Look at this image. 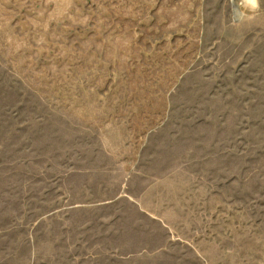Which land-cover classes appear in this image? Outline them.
I'll return each mask as SVG.
<instances>
[{
	"label": "rangeland",
	"instance_id": "1",
	"mask_svg": "<svg viewBox=\"0 0 264 264\" xmlns=\"http://www.w3.org/2000/svg\"><path fill=\"white\" fill-rule=\"evenodd\" d=\"M0 0V264H264V0Z\"/></svg>",
	"mask_w": 264,
	"mask_h": 264
},
{
	"label": "bare ground",
	"instance_id": "2",
	"mask_svg": "<svg viewBox=\"0 0 264 264\" xmlns=\"http://www.w3.org/2000/svg\"><path fill=\"white\" fill-rule=\"evenodd\" d=\"M233 4H234L235 6H237V5H238V3H237V1H236V0H233Z\"/></svg>",
	"mask_w": 264,
	"mask_h": 264
}]
</instances>
